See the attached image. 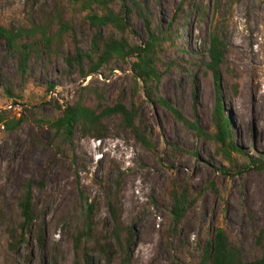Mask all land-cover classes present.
Returning a JSON list of instances; mask_svg holds the SVG:
<instances>
[{
  "label": "rangeland",
  "instance_id": "1",
  "mask_svg": "<svg viewBox=\"0 0 264 264\" xmlns=\"http://www.w3.org/2000/svg\"><path fill=\"white\" fill-rule=\"evenodd\" d=\"M138 1L149 12L151 30L135 12L130 22L135 33L127 37L131 45H155L163 76L161 83L152 84L155 94L206 132L214 131L218 100L206 66L208 51L213 38L226 45L223 84L228 92L223 100L240 154L232 155V166L214 143L148 97L149 89L131 72L134 59L117 61L102 75L87 79L67 65L64 57L91 50L94 29L88 16L103 14L95 0H0V25L7 29L50 24L56 35L58 19L67 24L53 54L32 59L31 77L16 83V97L8 98L0 86V114L7 121L25 118L12 131L0 125V264H74L73 237L83 205L95 203L100 235L114 229L103 191L111 183L122 186L121 221L136 234L131 264H197L198 248L217 228L239 241L246 260L260 256L256 237L264 227V167L250 159L264 161V0ZM113 6L119 11V4ZM87 87L112 103L121 96L128 104L142 105V123L156 151H145L119 135L114 123L103 140L77 133L73 146L63 150L49 173L46 189L36 190L39 219L46 228L44 246L32 235L29 245L14 254L7 230L14 221L16 183L30 148V132L39 122L60 116L56 102L72 104ZM92 96L89 104L97 102ZM176 182L187 184L200 199L173 229L170 193ZM95 259L104 262L98 255Z\"/></svg>",
  "mask_w": 264,
  "mask_h": 264
},
{
  "label": "trees",
  "instance_id": "2",
  "mask_svg": "<svg viewBox=\"0 0 264 264\" xmlns=\"http://www.w3.org/2000/svg\"><path fill=\"white\" fill-rule=\"evenodd\" d=\"M95 3L102 8L103 14L88 16L94 29L91 50L88 53L78 50L74 57H64L67 65L77 67L81 77L87 79L102 75L104 68L117 61L128 62L134 59L131 72L136 82H141L149 89L146 92L148 97L154 99L179 122L195 131L200 138L214 143L220 156L233 166L232 155H239L241 149L234 141L232 122L225 112L223 100L224 93L228 92L223 84L226 45L213 38L208 51L210 61L206 66L214 77L218 100L213 118L214 131L206 132L184 119L181 112L169 101L155 94L152 84L161 83L163 78L158 68L159 59L155 45H131L129 42L127 34L135 33L130 24L135 12L151 30L148 10L138 0H95ZM115 4L120 5L119 11L113 8ZM58 25L60 30L56 35L52 34L50 24L13 30L0 25V86L8 98L16 97L15 85L18 81L31 77L29 73L33 58L42 59L53 54L55 44L61 40L67 26L61 19H58ZM113 72L114 69L110 70V74ZM51 89L55 90L54 87ZM92 91L88 87L83 88L77 100L69 105L61 106L56 102L60 116L51 121L39 122L36 130L30 132V148L16 183L18 196L14 199V221L7 230L9 250L14 254L29 245L32 235L40 247L44 246L46 228L45 223L39 219L36 190L43 192L46 189L49 173L56 167L63 150L73 146L77 133L103 140L111 135V123H114V129L119 135H126L145 151H156L154 139L142 123V105L137 106L134 102L128 104L121 96L112 103L96 90L93 94L97 102L89 104V98L93 97ZM234 92L236 93L235 90ZM7 119L4 113L0 114V125L4 124L8 131L18 128L25 121V118L18 121ZM250 163L256 167H264V161L258 159H250ZM231 169L228 172H231ZM116 185L111 183L103 189L108 213L114 224L110 235L102 236L97 231L95 203L82 206V221L73 237L74 264H131V250L136 243V234L121 221L122 186L120 183ZM199 199L200 195L194 194L187 184L174 183L170 193L173 229H177L192 213ZM256 247L260 256L248 261L239 241L234 240L225 229L217 228L213 231L211 239L198 248L197 264H264V227L256 237ZM95 255L104 259V262L96 261Z\"/></svg>",
  "mask_w": 264,
  "mask_h": 264
},
{
  "label": "bare ground",
  "instance_id": "3",
  "mask_svg": "<svg viewBox=\"0 0 264 264\" xmlns=\"http://www.w3.org/2000/svg\"><path fill=\"white\" fill-rule=\"evenodd\" d=\"M252 103L254 104V100H253V98H252ZM260 103H262V102H260ZM259 104V103H258ZM255 106V105H254ZM261 106V105H260ZM259 107V106H258Z\"/></svg>",
  "mask_w": 264,
  "mask_h": 264
}]
</instances>
